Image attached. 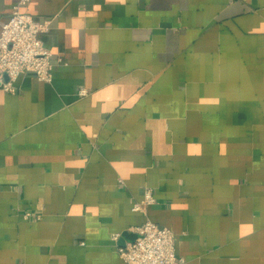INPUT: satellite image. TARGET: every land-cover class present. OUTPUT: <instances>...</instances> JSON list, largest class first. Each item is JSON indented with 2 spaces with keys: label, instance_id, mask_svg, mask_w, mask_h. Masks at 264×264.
<instances>
[{
  "label": "crops",
  "instance_id": "0c3cea01",
  "mask_svg": "<svg viewBox=\"0 0 264 264\" xmlns=\"http://www.w3.org/2000/svg\"><path fill=\"white\" fill-rule=\"evenodd\" d=\"M21 10L52 70L0 89V264H125L147 218L184 264H264V0Z\"/></svg>",
  "mask_w": 264,
  "mask_h": 264
},
{
  "label": "built area",
  "instance_id": "2783aa9c",
  "mask_svg": "<svg viewBox=\"0 0 264 264\" xmlns=\"http://www.w3.org/2000/svg\"><path fill=\"white\" fill-rule=\"evenodd\" d=\"M27 1L17 0L8 17L0 22V89L5 92H15L16 80L24 73H32L42 80L51 78L52 53L39 36L45 25L21 10ZM85 93L84 88L78 91L80 95ZM153 202L151 189L145 188L142 199L135 200L131 208L144 213L146 206ZM30 215L23 213L26 218ZM34 216L39 218V214ZM134 233L136 237L132 241L117 247L125 264H184V258L175 253L174 234L168 227L147 218ZM112 237L116 239L118 234Z\"/></svg>",
  "mask_w": 264,
  "mask_h": 264
},
{
  "label": "water",
  "instance_id": "95a60500",
  "mask_svg": "<svg viewBox=\"0 0 264 264\" xmlns=\"http://www.w3.org/2000/svg\"><path fill=\"white\" fill-rule=\"evenodd\" d=\"M121 236H122V238L128 237L130 239V241H132L136 237V233H134V232L122 233Z\"/></svg>",
  "mask_w": 264,
  "mask_h": 264
}]
</instances>
